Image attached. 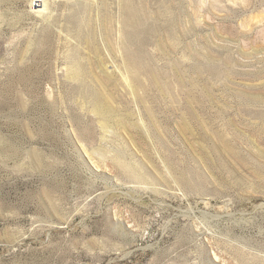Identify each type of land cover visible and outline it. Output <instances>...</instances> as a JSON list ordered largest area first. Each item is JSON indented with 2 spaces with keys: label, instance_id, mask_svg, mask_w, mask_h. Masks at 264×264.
Instances as JSON below:
<instances>
[{
  "label": "rangeland",
  "instance_id": "374dc122",
  "mask_svg": "<svg viewBox=\"0 0 264 264\" xmlns=\"http://www.w3.org/2000/svg\"><path fill=\"white\" fill-rule=\"evenodd\" d=\"M37 1L0 0V264H264V0Z\"/></svg>",
  "mask_w": 264,
  "mask_h": 264
},
{
  "label": "bare ground",
  "instance_id": "6f19581e",
  "mask_svg": "<svg viewBox=\"0 0 264 264\" xmlns=\"http://www.w3.org/2000/svg\"><path fill=\"white\" fill-rule=\"evenodd\" d=\"M35 1H37V0H35ZM39 1V0H38ZM41 1V0H40ZM36 3V2H35ZM46 3H47V0H44V5H46ZM37 6H39V5H37ZM40 10H42V9H40ZM125 22H126V25H127V19L125 20ZM126 34H127V29H126ZM80 72V68H78L77 70H76V73H79Z\"/></svg>",
  "mask_w": 264,
  "mask_h": 264
},
{
  "label": "built area",
  "instance_id": "2783aa9c",
  "mask_svg": "<svg viewBox=\"0 0 264 264\" xmlns=\"http://www.w3.org/2000/svg\"><path fill=\"white\" fill-rule=\"evenodd\" d=\"M38 2H39V1H37V4H38ZM37 4H36V5H37Z\"/></svg>",
  "mask_w": 264,
  "mask_h": 264
}]
</instances>
